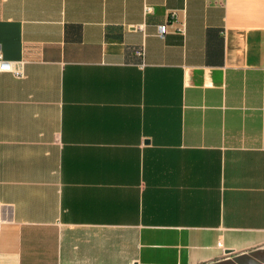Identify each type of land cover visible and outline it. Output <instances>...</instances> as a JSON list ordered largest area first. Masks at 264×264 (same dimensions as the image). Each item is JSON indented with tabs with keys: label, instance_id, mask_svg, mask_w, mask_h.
<instances>
[{
	"label": "crops",
	"instance_id": "1",
	"mask_svg": "<svg viewBox=\"0 0 264 264\" xmlns=\"http://www.w3.org/2000/svg\"><path fill=\"white\" fill-rule=\"evenodd\" d=\"M0 54V264L264 251V0H0Z\"/></svg>",
	"mask_w": 264,
	"mask_h": 264
},
{
	"label": "built area",
	"instance_id": "2",
	"mask_svg": "<svg viewBox=\"0 0 264 264\" xmlns=\"http://www.w3.org/2000/svg\"><path fill=\"white\" fill-rule=\"evenodd\" d=\"M144 12L145 14H148L150 12V8L148 6H145ZM167 28L168 26L166 24L160 25L158 27V35L163 38L165 34L167 33ZM177 31L180 34L184 35V32H185L184 28H179ZM24 64L25 62L23 61H19V62L6 61L2 58L0 54V72L9 73L16 77H22L23 71H24ZM3 222L4 220L0 212V226L2 225Z\"/></svg>",
	"mask_w": 264,
	"mask_h": 264
},
{
	"label": "water",
	"instance_id": "3",
	"mask_svg": "<svg viewBox=\"0 0 264 264\" xmlns=\"http://www.w3.org/2000/svg\"><path fill=\"white\" fill-rule=\"evenodd\" d=\"M252 258L264 264V251L251 252L248 256L236 257L233 261H222L214 264H257Z\"/></svg>",
	"mask_w": 264,
	"mask_h": 264
}]
</instances>
